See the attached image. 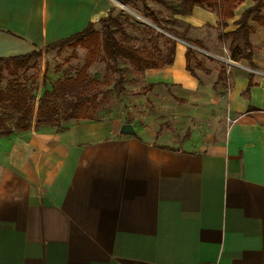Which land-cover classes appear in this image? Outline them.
I'll return each instance as SVG.
<instances>
[{
  "label": "crops",
  "instance_id": "1",
  "mask_svg": "<svg viewBox=\"0 0 264 264\" xmlns=\"http://www.w3.org/2000/svg\"><path fill=\"white\" fill-rule=\"evenodd\" d=\"M119 1L0 0V58L44 49L110 12L117 17ZM253 5L242 4L225 28L216 11L172 13L187 27L171 29L212 51L213 33L220 42ZM250 25L252 59L233 60L236 39L226 40L234 61L226 76L199 58L204 68L193 76L180 38L172 65L136 77L153 88L125 96L131 111L147 110L159 90L184 103L180 114L194 103L181 116L195 125L176 145L167 141L177 121L163 131L130 122L136 136H123L126 123L116 116L36 128L38 106L30 130L0 136V264H264V78L246 68L264 70V26ZM222 92L230 96L222 106L228 123L212 99L204 112L197 106Z\"/></svg>",
  "mask_w": 264,
  "mask_h": 264
},
{
  "label": "trees",
  "instance_id": "2",
  "mask_svg": "<svg viewBox=\"0 0 264 264\" xmlns=\"http://www.w3.org/2000/svg\"><path fill=\"white\" fill-rule=\"evenodd\" d=\"M121 1L125 4H130L134 0ZM142 1L145 2L146 0ZM152 1L165 5V0ZM246 1L248 0H183L179 8L169 7V10L173 14L181 16L191 15L196 7L216 11L220 15L221 25L225 28L228 26V22L234 19L235 11ZM252 1L254 5L248 8L241 19L237 21L238 28L233 32L219 36L220 42L229 39H244L242 51L237 52L236 47L230 48L231 58L235 61L240 58L252 59L253 54L249 38L254 32V28L250 25V20L260 26H264V17L262 16L264 0ZM152 17L157 26L198 48L204 49L202 42L190 41L185 35H179L174 29L166 26L168 23H173L172 21L159 20L156 16ZM97 25L102 26L101 31L96 29ZM112 25L115 27L114 29ZM118 33L122 34V39L117 38L116 35ZM124 37H126L125 30L119 19L113 16V12H110L108 17L96 23H90L82 32L47 45L44 49H36L21 56L0 58V72L4 68L10 77L5 88L0 89V109L8 108L13 112L11 115L5 112L2 113L0 110V136L10 135L14 131L23 132L31 129L36 112V92L38 89L36 86H28L26 82H21L19 77L22 72L26 73L36 68V63H31L40 59L44 52L50 53L53 50H62L65 47H82L86 49L87 57L84 66L78 69L75 75L68 76L63 80H57L51 90L44 85V91L39 99L36 112V128L45 126L60 129L64 123L69 121L93 120L88 116V113L98 101L96 90L100 82L90 76L89 69L98 61L104 60L117 63L119 60H123L130 64L135 77H139L148 69L163 68L174 63L177 50V42L175 40H169V52L165 59L162 60L149 48L137 47ZM186 61L187 71L193 76H195V69L204 68L192 48L187 49ZM111 69H113V66ZM40 74L41 72L36 71L32 76L33 81H38ZM221 76H223L222 72L220 73ZM151 88H153V85L149 84L147 88L138 93L143 94ZM121 93H123V89Z\"/></svg>",
  "mask_w": 264,
  "mask_h": 264
},
{
  "label": "rangeland",
  "instance_id": "3",
  "mask_svg": "<svg viewBox=\"0 0 264 264\" xmlns=\"http://www.w3.org/2000/svg\"><path fill=\"white\" fill-rule=\"evenodd\" d=\"M182 1L183 0H165V5L152 0H146L145 2H143L142 0H134L130 4H125L122 1H119L121 6L118 5V8L122 10V13H119L116 16L125 30L126 37L124 38L137 47L142 46L149 48L153 53H155L158 58L164 60L170 49L169 40H175L173 39V36L175 35L157 26L152 20V16H156V18H158L159 20L169 19L170 21H172V12L169 10V7L179 8ZM172 22L173 23L168 24L164 22L162 23L166 24V26H168L169 28H177L178 33L186 32L185 29L187 27V24H185L183 21ZM112 28L114 29L115 27L112 25ZM96 29L101 31L102 26L97 25ZM218 30L220 31L222 29L218 26ZM116 36L118 39L123 38L122 34L120 33H118ZM175 37L178 39L175 40L177 44H181L180 41H184L180 40V38H178L177 36ZM211 41L213 42L209 43V45L212 47V51H210V49L201 48L194 49V51L198 58L204 64H208L213 72H222V74L226 76L228 71L226 70L227 67H231V65H229L230 63H227V61H233L228 57L227 47L230 46L228 44L229 42H219L218 38H216V33H213ZM184 42L186 44L188 43L186 41ZM243 42V38H238L236 40L235 47L238 50L237 52L243 50ZM188 44L186 47L192 48L189 47ZM193 47L196 48L195 45H193ZM211 52L213 53V57L209 54ZM86 57L87 51L82 47H65L62 50L56 49L51 51L50 53L44 52L40 59H37L31 63H36V68H33L26 73L22 72L19 79L21 82H26L28 86L37 87L38 90L36 92V106H38L39 99L41 98L44 91V85H46L51 90L57 80H63L68 76L75 75L78 69L84 66ZM257 59L259 61V64L264 63V51L260 52L258 50ZM112 66L113 69H111ZM241 66L245 67V65ZM246 68H248L247 72L264 78V70H254L250 67ZM36 71L41 72L40 79L38 81H33L32 76L36 73ZM196 72L198 74H201V76H203V79H205L204 72H200V70H196ZM89 74L93 79H96L100 82L96 90V93L98 94V101L88 113V116L93 120H101L107 117L116 116L122 118L123 122H125L126 124L140 120V124H146H142V128L149 127V129L152 130L153 125L155 124V129H157V127H160L162 131L164 130V123L166 121H177L176 124L171 123V128L169 127L170 134L168 135L170 139L167 141L169 142V144L175 145L183 140L187 133L190 134V132L192 131V126L195 125L194 118L191 121L190 117L187 121L184 118L186 115H190V111H193V108L191 106L194 105V103L187 105L188 107L185 108L184 112H181L180 114L176 111V109L178 106H183L184 103L179 102L177 99L173 100L171 96L169 97L163 95L162 91L160 90L157 91L156 95H150L148 104H146L147 110H145L144 107L137 108L136 111H131L129 109V103H127L125 96L132 97L140 94L138 92L149 86V83H147L146 81L142 79H136L133 69L131 68L129 63L123 60H119V62L117 63L101 60L92 65V67L89 69ZM212 78H215L214 75L212 76ZM9 80V74L6 69L3 68V71L0 72V89H4ZM225 85L226 81L225 83L223 81V83L220 84V86L223 88L225 87ZM122 89L123 93H121ZM149 91L150 90H148V92H144V96H147ZM226 93L227 92L220 93L221 96L219 98H210L204 96L201 98V103H197V106H202L204 112L206 110L205 108L211 106L212 99V104H217L220 106V108H224L221 110L219 109V119L224 120V122L228 123L230 122V120L228 119V110L225 107L230 106L231 102L230 96H228V94L226 95ZM178 95L181 96V94ZM187 98L188 100L192 99L191 97ZM0 110L2 113L5 112L6 114H13V112L8 108H1ZM222 110H224L225 112L223 113ZM147 116L153 118L147 119ZM208 120L210 121V119H207V122ZM151 122H153L154 124ZM179 122H181V125H183V127L181 126L180 128L181 130L176 128ZM207 122L203 121L204 124H206ZM166 125L168 124L166 123ZM188 127L189 129H187Z\"/></svg>",
  "mask_w": 264,
  "mask_h": 264
},
{
  "label": "water",
  "instance_id": "4",
  "mask_svg": "<svg viewBox=\"0 0 264 264\" xmlns=\"http://www.w3.org/2000/svg\"><path fill=\"white\" fill-rule=\"evenodd\" d=\"M175 39L178 40L177 38H175ZM188 46L189 47H192V48H195V47H193L190 44H188ZM121 134L123 136H136L137 135L136 130H135L133 124H131V123H127V124H124L122 126V128H121Z\"/></svg>",
  "mask_w": 264,
  "mask_h": 264
},
{
  "label": "bare ground",
  "instance_id": "5",
  "mask_svg": "<svg viewBox=\"0 0 264 264\" xmlns=\"http://www.w3.org/2000/svg\"><path fill=\"white\" fill-rule=\"evenodd\" d=\"M184 49V48H183ZM233 63V62H232Z\"/></svg>",
  "mask_w": 264,
  "mask_h": 264
}]
</instances>
